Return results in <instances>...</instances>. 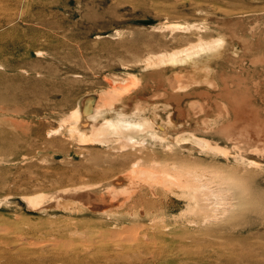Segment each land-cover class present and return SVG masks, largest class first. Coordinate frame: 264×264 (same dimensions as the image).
I'll list each match as a JSON object with an SVG mask.
<instances>
[{"label": "rangeland", "instance_id": "374dc122", "mask_svg": "<svg viewBox=\"0 0 264 264\" xmlns=\"http://www.w3.org/2000/svg\"><path fill=\"white\" fill-rule=\"evenodd\" d=\"M217 37L228 40L225 52L199 54L196 69L192 63L150 66L162 52ZM151 56L156 59L148 63ZM209 60L211 67L226 66V80L243 97L242 117L221 110L220 91L204 77ZM177 69L201 80L186 100L213 102L188 127L204 135L207 128L234 125L232 142L222 133L211 136L229 155L188 146L181 149L183 161L172 166L162 143L149 141L141 152L117 142H83L72 132L75 108L89 112V122L114 117L127 106L95 112L100 95L135 75L147 85L159 71L164 81ZM235 75L247 86H235ZM166 89L174 90L169 83ZM137 91L144 104L162 98L152 95V84ZM158 113L166 118L161 106ZM263 131L264 0H0V264H264ZM138 158L142 166L209 179L211 200L199 203L190 189L167 190L157 180L155 194L143 183L145 193L141 188L126 202L129 191L119 188ZM108 186L120 190L118 199ZM37 193L45 194L44 208L26 199ZM95 204L115 206L102 212Z\"/></svg>", "mask_w": 264, "mask_h": 264}, {"label": "bare ground", "instance_id": "6f19581e", "mask_svg": "<svg viewBox=\"0 0 264 264\" xmlns=\"http://www.w3.org/2000/svg\"><path fill=\"white\" fill-rule=\"evenodd\" d=\"M171 25H172V27L174 26L177 28L178 27H181V28L185 27L182 24H178V23H172ZM187 27H189V26H187ZM225 39L223 37L213 38L211 41L209 39H208V41H205L206 39H203L204 42L193 43L191 46L189 45L185 48L174 49V50H171V52L170 51L162 52V53L156 55L158 58L160 57V60L157 59L158 61H153L152 64H150V66L152 68H154V67L156 68V66L164 65L165 63L167 64V62L173 63V64L174 63L185 64L186 66L188 65V63H192L191 64L192 68L196 69L199 66L198 61H200V60L197 61V59H196V57L199 54H201L203 52H207V51H212L214 57H220L222 55V53L225 52L224 50H226V49H224V48L226 47V42H228V40L225 41ZM231 45L233 46V44H230V46ZM212 52H210V53H212ZM198 57H200V56H198ZM151 59H152V56L150 57V60L148 59V63L151 61ZM154 59H156V58H153L152 60H154ZM210 63H211L210 60L208 61V63H205L206 76H204V77L211 84V88L214 87L217 89V91L218 90L220 91L219 97L222 101V104L220 106L221 110L225 111L227 113V115L229 116V118L238 119V117H242L245 110L240 111L239 109L241 107L243 108L244 103H242L241 106H239V105H240V101L243 100L242 99L243 97L239 94L238 91L233 89L234 84H232V83L229 84V82H228L229 79L226 80L228 77L226 72H225L226 66L223 65L222 69H219V67H216V66L211 67ZM218 63H219V61H216L214 64H218ZM205 67H203V68L205 69ZM184 70L185 69L178 71V69H177L178 73L174 77L169 78V79H168V77H165L166 79L164 81L159 79L160 78L159 76L162 75L165 71L164 72L159 71L157 73V76H155L151 80L152 82H150V81L147 82V83H149L147 85L145 82H143L144 80H143V78L140 77V75H135L132 77V79L131 78L125 79L124 82L126 80H129L130 83L128 81H126L125 84L123 83L124 85L120 84L121 87H118L119 89H117V87H116L114 89V93H103L102 95L99 96L100 98H98V100H97L98 105L96 106V107H98V109L95 112H100L99 111L100 108L101 107L103 108V106H105L103 109V112L101 113V114H103L108 109H111L113 107L116 108V106L119 105L120 102L121 103L123 102L122 105L127 106L126 109L124 110V107H123L122 110L117 111L116 113L114 112L116 114V115H114V117L112 115H111L112 117L103 115L104 120L95 119L96 117L94 116V120L89 122V121H87V118L84 116H87L90 113L86 112L85 110L84 111L86 113L85 112L83 113V110H81L79 108H75V110H73L70 113L71 115L69 116L70 119H74V122H73L74 124L71 127L72 132L74 134H77V136L83 142L89 141V142H95V143L100 142V143H105V144H109L110 142H113V143L117 142L120 144V147H122L124 149L128 148L129 146L140 147L141 152L143 149V147L141 145H144L145 143H148L149 141L154 142L156 144L162 143L164 145V147H166L165 152H166V154H168L167 158L170 159L169 160L170 163H167V164H170V165L172 164V166H175V165L177 166L178 162L183 161L184 156L181 157V155H183L184 152L181 151V149L187 148L188 146H191V148H193L194 146H196L197 148L201 147V151L202 150H208L210 148L211 149H218V150L223 151V152H221V153H223V155L224 154L226 156L229 155L228 152H226L225 150H222L220 148V144L217 146H216V144H213V141L211 139H214V138L211 136L214 134L222 133V134H225L228 138H230V136H231L232 139H236L237 136L235 137L234 135L230 134L231 133L230 129H231V127H234V125H232L230 123H227V124L225 123V124L218 126V128L217 127L214 129H213V127H212V129L207 128L206 131L204 132V135H199V133L196 131L197 130L196 128H194V127L189 128L188 127L189 125L192 126L193 121L195 119V116H194L195 113H198V115L200 117L202 114L205 115L209 111V107L213 105V102L210 101L209 99L203 100L201 98H198V99H192L191 98V99L186 100V98H188V96L192 95L193 93H195L194 95H196V92L198 91L197 90L198 89L197 84L201 80H200V77H197V75H195V73L194 74H188V75L183 74ZM207 72H208V74H207ZM172 73L174 74L176 72L172 71ZM188 73H189V71H188ZM150 74H151V72H150ZM153 74H155V73H153ZM153 74H151V75H153ZM231 78H232L231 81H233L234 79L237 80V83L235 84V86H237V87H240L241 85L244 87L247 86L246 83H243V82H245L244 78H242V79L239 78L240 79L239 80L237 78V75H235L233 77L231 76ZM168 83L173 85L174 90H167L166 89V86ZM151 84L154 85L155 88L157 89V91H155L154 94H152V95H154V96L158 95V97H162V98H160V100L155 104H153V103L151 104L150 102L144 104V102H143L144 99L139 100L140 98H142V94H138L137 90H139L142 86H143V88H147ZM138 86H141V87L138 88L137 90H134ZM195 90H197V91H195ZM197 94H199V93H197ZM203 94H205V93H203ZM231 96H233V97H231ZM144 101H146V100H144ZM133 103L135 104L136 108L133 111L131 110L129 112L130 106ZM115 104H116V106H115ZM160 106L162 107V109L167 114L166 118H164V119H161L159 116L160 114L158 113ZM253 106H255V105H253ZM148 111H150L151 114L148 115L147 114ZM203 119L205 120V118H203ZM249 138H251V137L247 138L248 143L251 142V141H249L250 140ZM244 139H241V140H244ZM247 140H245V141H247ZM230 141L232 142L231 138H230ZM242 142H241V144H242ZM191 148H189V149H191ZM241 148H242V146L239 147L238 143L235 144V149L238 150V154L241 153ZM140 149L138 148L139 151H140ZM255 149L257 150L258 147H256ZM190 153H191V151H190ZM142 155H144V154H142ZM232 156H234V158L237 157V159L240 157V155L238 156L236 154H234V155L232 154ZM244 159H245V157H244ZM247 159H249V158H247ZM138 160H139V158L136 159L135 162L132 163V168H131L130 172H128V171H126L127 173L125 172L126 174L124 176H126L127 182H124V185L121 188H119L121 191L122 190L125 191L124 193H126V192L128 193V191H129V196H127L126 200L124 197V200L126 202H128V201L130 202V200H132V198L136 196L134 194L139 192V190L141 188H142L141 192L144 191V193H145V190L143 189V187H141V185H143V183L145 184V186L146 185L151 186L152 182H154V181L157 182V180L161 181V183H164L165 184L164 186L167 190H174L175 188L183 189V190L190 189V191H192L191 194L196 199V201L199 199V203L201 202V199H203L204 201L206 199L207 200L210 199L209 196L212 193L207 191L208 190L207 188H211V186L209 187L208 183H207V182H209V179L207 180V182H201V181H203L202 176H204V175H202V176L200 175L202 177V178L200 177V180L201 179L202 180L199 182V179H198L199 175L197 176V174H196L197 177L195 176L194 179H190L186 176L187 174L185 175V174L181 173L182 171L179 172V170H177V169L176 170L175 169L169 170L166 168L165 169L158 168V167L156 168L155 166H151V167L142 166L143 163L140 164L142 162V160L140 162ZM241 160H243V158ZM151 161H153V160H151ZM252 163L258 165L259 162L251 159L249 164L252 165ZM158 176H160L161 178ZM205 176H206V174H205ZM158 178H160V179H158ZM117 181H118V179H117ZM159 181L157 182L158 184H154V183L153 184L154 185H160ZM121 183H122V181H121ZM210 184H212V183H210ZM92 186L87 185L86 188H89ZM149 186H146V187H149ZM154 187L157 188V186H154ZM154 187H152L153 192H154V190H153ZM108 188L113 189L111 193H114V195L115 194L118 196L121 195L119 193L117 194V192L120 191L119 189H117V190H119V191H117L112 186H108ZM159 189H158L159 191L162 190L161 187H159ZM150 190H151V188H150ZM204 190H206L208 193ZM159 191H156V192L158 193ZM213 191L216 192L215 190H213ZM146 193H148V192H146ZM162 193H164V192H162ZM142 194L143 193H141V195ZM154 194H155V192H154ZM116 195L113 196L114 199H115ZM160 195L162 196V194H160ZM84 196H86V195H84ZM103 196H102V198H103ZM149 197H150V195H149ZM139 198H142V197L140 196ZM139 198L137 199L138 203H139ZM154 198H151V199H153V201H154L155 200ZM220 198H218V200ZM26 199H27L28 203L30 204V206L39 207V208L43 207L44 208V206L46 205L44 203L45 194H43V193H37L36 195L34 194V195L26 196ZM114 199H112V201ZM116 199H118V198L116 197ZM160 199H161V197H160ZM122 200L120 199V201H122ZM192 200H193V198H192ZM221 200L219 202H221ZM106 201H107V199H106ZM125 201H123V202H125ZM150 201H152V200H150ZM154 202H156V200ZM154 202H153V205H154ZM214 202L215 201H213L211 203L215 204ZM98 203H100V202H98ZM119 203L123 206V204L121 202H119ZM77 204H78V202H77ZM117 204H118V202L116 203V205ZM78 206H79V204H78ZM80 206H81V204H80ZM80 206H79V208L81 209L82 206L81 207ZM95 206H97V205L95 204ZM113 206H115V205L111 204V205H109V207L107 206L106 208H103L101 206L103 208L102 212H108V211L111 212V210L114 209V208H112ZM122 206L119 205V207H122ZM126 206H127V203H126ZM133 206H134V209H136L135 205H133ZM139 206H141V204H139ZM101 207L99 206V208H98V206H97L98 209H101ZM210 207H212V206H210ZM221 207H223V206H221ZM72 208H73V206H72ZM134 209H133V211H134ZM81 210H83V207ZM97 210H95V211H97ZM144 210H146V209H144ZM150 210H151V206H150ZM127 211L129 212V210H127ZM132 213L133 212H131L130 214H132ZM138 214H139V212H138Z\"/></svg>", "mask_w": 264, "mask_h": 264}]
</instances>
